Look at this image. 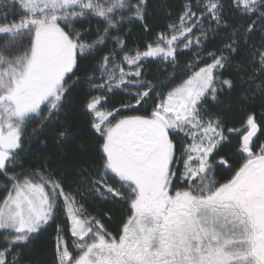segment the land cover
Listing matches in <instances>:
<instances>
[{"label": "snow or ice", "instance_id": "snow-or-ice-1", "mask_svg": "<svg viewBox=\"0 0 264 264\" xmlns=\"http://www.w3.org/2000/svg\"><path fill=\"white\" fill-rule=\"evenodd\" d=\"M150 7V0H0V174L6 181L0 264H39L25 260L21 249L60 215L67 229L56 225L54 264H264V143L256 149L254 141L264 128L250 112L241 129H228L243 135L226 153V121L205 107L238 81L242 99H259L264 109V0H187L154 40L118 59L128 48L127 33H111L134 22L151 32ZM93 20L103 31L97 27L96 38L85 39ZM109 39L114 47L97 60ZM213 41L217 46L208 50ZM184 50L193 60L177 73ZM89 59L96 62L83 83L89 93L102 94H89L81 110L91 117L98 146L59 153L75 180L57 175L51 156L39 168L24 169L27 122L40 121L35 134L59 118L68 93L81 84L80 61ZM153 62L167 73L161 86L185 78L157 92L146 79ZM229 68L235 74L225 75ZM117 92L132 103L102 109ZM154 92L149 114L120 115ZM54 133L57 148L73 135L68 124ZM233 155L242 163L221 183L215 170H231ZM89 201L125 205L118 235L104 223L112 210L92 215Z\"/></svg>", "mask_w": 264, "mask_h": 264}, {"label": "trees", "instance_id": "trees-1", "mask_svg": "<svg viewBox=\"0 0 264 264\" xmlns=\"http://www.w3.org/2000/svg\"><path fill=\"white\" fill-rule=\"evenodd\" d=\"M187 2V0H150V16L148 22L152 25L151 32H144L142 26L139 22H134L133 24H125L120 33L113 31L112 36L124 35L127 33L126 39L128 43V48L124 52L119 53L121 57L129 49H134L139 47L141 50L144 46L155 39V35L158 32L164 31L167 28V25L178 18L180 11L182 10V5ZM171 13V15H169ZM78 29L80 25L76 26ZM84 28H88L89 24L85 23ZM99 27L100 31H103L104 25L99 23L96 20L91 21V32L90 37H85V39H95L96 38V29ZM259 40L258 34L254 35V42ZM217 46V42L213 41L208 45V50L213 49ZM114 47L113 42L109 39L105 45L100 46L96 51V59L98 60L106 52L110 51ZM118 57V58H119ZM237 60L240 58L237 57ZM193 60L192 52L184 50L178 56L179 68L176 69L177 73H180L181 69L188 64L189 61ZM95 60H81L79 64V70L77 71V76L81 78V84L73 88V90L68 93L67 99L65 101V107L61 109L59 118H54L53 123L46 125L43 129L37 131L33 134V129L37 128L40 121L38 119H32L27 122V127L25 131V145L24 152L21 155V163L24 166V169H36L44 164V157L51 156L50 166L52 168H57L59 166L60 170L57 172V175H67L68 180H75L76 177L71 175V168L68 161L59 160V153L62 151L68 152L69 154L78 153L81 151V145L84 149L95 148L98 145L95 142V136L89 129V123L91 117L86 115L81 109L82 105L88 99L89 94L97 95L102 93H89L88 85L83 83L85 77L90 73L86 69H90ZM149 69L146 79L151 80L154 85H156L157 92H167L170 87L175 86L179 83L181 79L185 78L183 75H178L177 79L172 84L165 83V86H161V82L165 81V76L167 73L158 71L161 68V65L153 62L147 64ZM168 71L171 72V65L168 66ZM229 73L235 74L234 68H229L225 72V75ZM97 76L100 75V72L95 73ZM71 83V81H69ZM244 88L237 81L236 87L231 91L225 90L219 95L218 101L216 103H207L205 107L209 108L213 113L222 114L223 118L226 121L225 126V135L228 136L230 145L224 148V152L232 153L234 149L231 145H235L239 140V133L233 132L229 133L228 129H241L244 121L246 120L247 114L254 112L257 118L259 125L264 127V109H262L259 104L260 101L257 99L255 102H248L242 99V93ZM156 92L152 94V98L148 100L147 103L136 106L131 110L123 111L120 115H147L151 112L152 107L155 103ZM132 97L124 95L122 92H117L108 97V104L102 105L106 109H111L114 107H119L122 103H132ZM68 114L65 115L64 113ZM119 118V117H117ZM115 122V121H113ZM70 125V131L73 135L69 136L65 141H63L59 148L54 147L52 137L55 134L54 129H60L63 125ZM47 140V146H45L42 141ZM238 147V145H237ZM93 154L94 153H90ZM19 171V169H16ZM6 181L2 174H0V198L5 194V185ZM109 183H112L114 186L119 187L116 183V180L110 179ZM10 187V184L8 185ZM94 201H89L87 204L88 211L92 215H98L102 211H107L108 209L112 210V219L105 220L104 223L109 232H112L113 235H118V228L123 221V218L126 217L128 213L124 211L125 205L121 203L108 202L103 204L102 207H96ZM51 226L47 227L42 234L37 235L33 242L22 248L23 257L25 260L31 258L33 261H38L39 264H54V244L56 236V225L61 224L65 229H67V224L63 215L57 217L55 223L50 222ZM67 243L70 246L71 250V235L70 232L66 231ZM11 260V256H9Z\"/></svg>", "mask_w": 264, "mask_h": 264}, {"label": "flooded vegetation", "instance_id": "flooded-vegetation-1", "mask_svg": "<svg viewBox=\"0 0 264 264\" xmlns=\"http://www.w3.org/2000/svg\"><path fill=\"white\" fill-rule=\"evenodd\" d=\"M242 135H243V131L240 133V136ZM254 141H255L256 149H258L259 145L261 143H264V131L258 132L257 138H254ZM215 159L218 160V157H216ZM240 163H242V158L240 156L233 155V158L230 161V164L232 165L231 170H229L227 166L217 167L215 170L216 171L215 178L221 183H223L226 179H229L231 177L235 168L238 167Z\"/></svg>", "mask_w": 264, "mask_h": 264}, {"label": "rangeland", "instance_id": "rangeland-1", "mask_svg": "<svg viewBox=\"0 0 264 264\" xmlns=\"http://www.w3.org/2000/svg\"><path fill=\"white\" fill-rule=\"evenodd\" d=\"M123 56H124V54L121 56V57H119L118 59H121V58H123ZM206 62H210V61H206ZM131 91H133V92H135L136 90L135 89H131ZM166 93V92H165ZM156 97V96H155ZM102 109H106L105 107H103L102 106ZM264 128V127H263ZM175 189H173V191H174ZM71 235V234H70Z\"/></svg>", "mask_w": 264, "mask_h": 264}]
</instances>
